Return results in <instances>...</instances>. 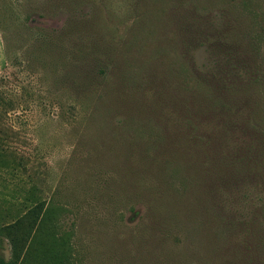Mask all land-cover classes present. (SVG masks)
<instances>
[{
    "label": "rangeland",
    "instance_id": "374dc122",
    "mask_svg": "<svg viewBox=\"0 0 264 264\" xmlns=\"http://www.w3.org/2000/svg\"><path fill=\"white\" fill-rule=\"evenodd\" d=\"M0 258L264 264V0H0Z\"/></svg>",
    "mask_w": 264,
    "mask_h": 264
},
{
    "label": "trees",
    "instance_id": "16d2710c",
    "mask_svg": "<svg viewBox=\"0 0 264 264\" xmlns=\"http://www.w3.org/2000/svg\"><path fill=\"white\" fill-rule=\"evenodd\" d=\"M0 264H8V263L5 262L3 259L0 258Z\"/></svg>",
    "mask_w": 264,
    "mask_h": 264
}]
</instances>
